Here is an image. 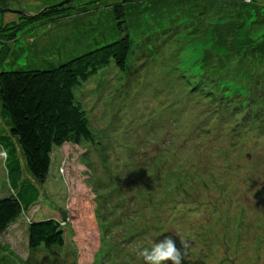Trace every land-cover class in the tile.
I'll return each instance as SVG.
<instances>
[{
  "label": "rangeland",
  "instance_id": "1",
  "mask_svg": "<svg viewBox=\"0 0 264 264\" xmlns=\"http://www.w3.org/2000/svg\"><path fill=\"white\" fill-rule=\"evenodd\" d=\"M118 1L0 0V71L51 69L119 39ZM179 1L163 10L197 15L182 35L76 90L94 141L55 149L43 197L27 212L67 217L75 236L62 249L29 251L22 215L0 232V264H144L138 250L167 236L178 248L190 240L183 264H264V32L247 28L264 9L235 8L240 17L225 24L211 3ZM160 2L124 1L131 32L157 20ZM48 8L64 16L32 26ZM194 35L197 46L182 54ZM5 177L0 161V198Z\"/></svg>",
  "mask_w": 264,
  "mask_h": 264
},
{
  "label": "trees",
  "instance_id": "2",
  "mask_svg": "<svg viewBox=\"0 0 264 264\" xmlns=\"http://www.w3.org/2000/svg\"><path fill=\"white\" fill-rule=\"evenodd\" d=\"M124 1H118L113 7L114 17L118 21L119 39L51 69L0 71V161L4 165L6 176L4 196L0 198V232L8 230L23 215L28 219L29 251L62 249L67 243V234H76L67 217L59 220L54 216L45 218L40 215L37 219L27 216L28 210L40 203L43 197V188L48 180L55 149L67 144H92L94 141L87 113L76 99V90L111 66L120 72H127L139 50L145 54V48L149 44L157 40H162L163 44L171 36L177 38L182 35L181 29L186 20L195 22L194 18L197 16L189 10L183 11L180 5L175 10H169L176 0H161L160 5L164 6L155 15L157 20L152 17L146 19L142 30L131 32L126 21ZM182 1L184 0L179 2ZM200 1H207L211 3L209 6L217 7L222 17H226L225 24L236 22V18L240 17L237 14L230 15L234 14L235 8L247 10L254 6L255 9H264L261 7L264 6V0H253L250 4L219 0ZM171 2L173 3L170 4ZM165 6L169 7L166 11L163 10ZM52 9H45L35 17H30L32 26H45L49 21L64 16H61V11L55 12ZM210 9L213 10V7ZM208 16L211 17L209 14ZM263 27L264 20H258L247 28L250 32L253 28L264 32ZM259 28L261 29L258 30ZM245 30L239 32L245 34ZM192 31H189L191 36ZM191 36L188 41L190 45L182 49V54L187 48L197 46L196 39L199 37ZM238 40L237 38L234 42H240ZM215 73L213 76L217 75ZM198 78L194 76L192 83H197ZM205 86L206 84L201 85L202 89L198 90L206 92ZM212 98L217 99L216 96H211L210 99ZM230 106L232 111H237L235 115L242 119L245 117L242 105L236 107L230 103ZM251 120L252 123L259 121L254 116H251ZM94 205L91 212L99 228L98 203L94 201Z\"/></svg>",
  "mask_w": 264,
  "mask_h": 264
},
{
  "label": "clouds",
  "instance_id": "3",
  "mask_svg": "<svg viewBox=\"0 0 264 264\" xmlns=\"http://www.w3.org/2000/svg\"><path fill=\"white\" fill-rule=\"evenodd\" d=\"M180 244L181 247L178 248L173 238L167 236L150 248L138 250V255L143 258L144 264H183L190 240L180 239Z\"/></svg>",
  "mask_w": 264,
  "mask_h": 264
},
{
  "label": "built area",
  "instance_id": "4",
  "mask_svg": "<svg viewBox=\"0 0 264 264\" xmlns=\"http://www.w3.org/2000/svg\"><path fill=\"white\" fill-rule=\"evenodd\" d=\"M219 1H225V2H242L243 0H219ZM253 0H246V1H243V2H246L247 4H250Z\"/></svg>",
  "mask_w": 264,
  "mask_h": 264
}]
</instances>
